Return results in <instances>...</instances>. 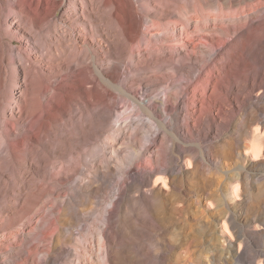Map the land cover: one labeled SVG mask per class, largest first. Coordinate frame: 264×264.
Returning <instances> with one entry per match:
<instances>
[{
    "label": "rangeland",
    "instance_id": "1",
    "mask_svg": "<svg viewBox=\"0 0 264 264\" xmlns=\"http://www.w3.org/2000/svg\"><path fill=\"white\" fill-rule=\"evenodd\" d=\"M73 4L59 7L49 17L51 27L58 29L65 22L58 18L67 14L65 25L74 34L72 42L82 33L78 25L83 22L74 16ZM204 4L213 11L218 6L217 1ZM4 18L9 28L3 32L8 55L9 50L16 51L19 32L11 13ZM33 23L29 17L27 26L32 30ZM147 24L143 18L141 29ZM121 39L125 42L124 35ZM186 41L192 44L189 37ZM175 47L171 51L176 52ZM249 47L262 54L247 71L260 58L264 67V29L253 33ZM120 49V76L114 85H107L116 95L115 103L89 143L94 157L65 181L58 196L44 193L28 201L26 213L17 217L0 214V264H264V83L245 96L240 106L226 109L219 120L221 104L214 101L216 93L204 83L205 78L195 76L199 62L192 58L187 62L195 79L187 86L196 94L176 93L178 102L169 103L172 108L166 112L163 88L168 86L175 93L185 81L175 82L168 76L170 68L153 63L149 65L153 77L140 74L133 67L137 61L130 63L122 54L125 49ZM218 49L214 46L213 51ZM210 58L206 54L205 59ZM7 67L2 88L5 109L18 100L23 87L20 78L14 77V65ZM162 74L166 80L160 78ZM125 87L131 92L142 89L137 95L154 101L157 117L150 118L136 101L126 99L118 90ZM215 119L217 127H205ZM195 122L200 123L199 129H194ZM97 145L103 146L98 157ZM15 198L9 194L5 200L17 203ZM35 226L50 235L37 239L40 231ZM78 246L87 261L79 263Z\"/></svg>",
    "mask_w": 264,
    "mask_h": 264
},
{
    "label": "bare ground",
    "instance_id": "2",
    "mask_svg": "<svg viewBox=\"0 0 264 264\" xmlns=\"http://www.w3.org/2000/svg\"><path fill=\"white\" fill-rule=\"evenodd\" d=\"M205 1L208 0H0L1 217L7 213L14 217L25 214L28 201L44 193L58 196L64 191L65 181L73 179L81 164L86 165L94 157L89 143L101 131L107 109L115 103L116 95L107 85H114L120 76V48L125 49L122 54L130 63L137 61L133 67L140 74L153 77L149 69L153 63L161 69L170 68L168 76H173L175 82L185 81L179 90L176 88L178 91L174 89L175 93L168 86L163 88L162 109L166 112L172 108L169 103L178 102L176 93L185 97L196 94L187 86L195 76L205 78L204 83L213 87L214 101L221 104L219 120L225 117L226 109L240 106L245 96L264 83L261 58L255 61L253 70L247 71L251 61L262 54L249 45L253 33L264 29V0H210L218 2L215 11L208 10ZM230 2L241 4L232 7ZM72 3L74 16L83 21L78 25L82 33L75 35L73 42L74 34L65 25L69 20L66 13L58 18L59 22L62 18L65 21L58 29L51 27L49 20L59 7ZM7 13L14 16L19 32L15 36L16 51L9 50L8 55L3 41V34L9 31L4 18ZM29 17L34 21L33 30L27 26ZM143 18L148 24L141 29ZM123 35L125 42L121 41ZM173 44L176 52L171 51ZM214 46L219 47L215 52ZM206 54L210 60L205 59ZM192 58L199 62L195 76H191L194 70L187 62ZM154 59L158 61L152 62ZM7 64L14 65V77L20 78L23 86L9 109L4 108L2 98ZM160 78L167 79L164 74ZM118 90L126 99L136 101L138 109L150 118L157 117L159 110L154 101L137 95L143 93L142 89ZM183 97L181 102H185ZM178 107H182L181 103ZM171 120L177 126L176 115ZM217 121L208 120L204 125L217 127ZM200 127L195 122L194 129ZM261 132L264 134V126ZM102 148L97 145L96 157ZM96 165L102 168L99 161ZM96 173L104 176L102 170ZM9 194L16 197L17 203L5 200ZM34 229L40 231L37 239L50 235L47 229ZM80 239L86 241L84 236ZM76 250L79 263L87 261L82 246Z\"/></svg>",
    "mask_w": 264,
    "mask_h": 264
}]
</instances>
